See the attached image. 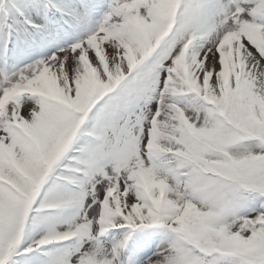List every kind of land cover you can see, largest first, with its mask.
Segmentation results:
<instances>
[{
	"label": "snow or ice",
	"instance_id": "snow-or-ice-1",
	"mask_svg": "<svg viewBox=\"0 0 264 264\" xmlns=\"http://www.w3.org/2000/svg\"><path fill=\"white\" fill-rule=\"evenodd\" d=\"M0 264H264V0H0Z\"/></svg>",
	"mask_w": 264,
	"mask_h": 264
}]
</instances>
